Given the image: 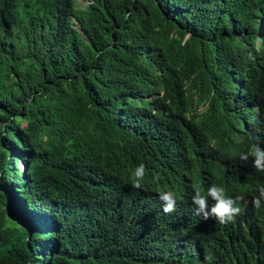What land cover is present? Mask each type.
I'll use <instances>...</instances> for the list:
<instances>
[{
	"label": "trees",
	"instance_id": "trees-1",
	"mask_svg": "<svg viewBox=\"0 0 264 264\" xmlns=\"http://www.w3.org/2000/svg\"><path fill=\"white\" fill-rule=\"evenodd\" d=\"M253 105L264 0H0V264H264ZM209 184L244 196L233 221L197 214Z\"/></svg>",
	"mask_w": 264,
	"mask_h": 264
},
{
	"label": "clouds",
	"instance_id": "clouds-1",
	"mask_svg": "<svg viewBox=\"0 0 264 264\" xmlns=\"http://www.w3.org/2000/svg\"><path fill=\"white\" fill-rule=\"evenodd\" d=\"M256 109L254 112H247L246 121L237 127L243 131L247 138L246 152L239 154V159L246 166L243 171L244 175H238L233 171V163H231L232 173L236 174L241 183L247 188H254L256 184L263 181L262 173L264 171V114L261 106L253 105ZM212 142V141H211ZM146 169L143 164L138 165L133 173L131 186L135 189L144 187L143 180ZM247 182V183H246ZM206 194H203L199 188L195 189L194 195L190 201L196 206L198 215H202L203 219L207 220L210 217L214 218L220 224H227L241 213L239 201L244 199L243 195L231 197L226 194L223 186L216 184L207 185ZM183 196L187 198V188H182ZM258 195L252 200L255 208H260L264 202V186H258ZM11 195V194H10ZM12 201L13 196L11 195ZM209 198L213 201L209 206ZM159 199L162 201V211L165 214L172 215L175 213L177 198L172 191L164 190L159 192ZM205 259L211 264L212 257L207 256Z\"/></svg>",
	"mask_w": 264,
	"mask_h": 264
},
{
	"label": "rangeland",
	"instance_id": "rangeland-1",
	"mask_svg": "<svg viewBox=\"0 0 264 264\" xmlns=\"http://www.w3.org/2000/svg\"><path fill=\"white\" fill-rule=\"evenodd\" d=\"M78 5H83L85 4L88 0H76ZM19 166L21 167V163H19ZM10 202H12L13 204H15V200L13 199L12 201V198H10L9 200ZM14 213L17 214V215H21V209L18 207V205L16 206L15 210H14Z\"/></svg>",
	"mask_w": 264,
	"mask_h": 264
}]
</instances>
